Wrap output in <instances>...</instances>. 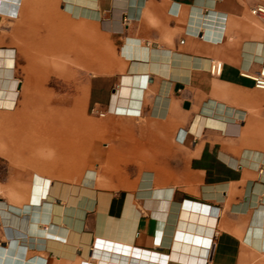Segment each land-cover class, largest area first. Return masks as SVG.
Segmentation results:
<instances>
[{"label":"crops","instance_id":"obj_1","mask_svg":"<svg viewBox=\"0 0 264 264\" xmlns=\"http://www.w3.org/2000/svg\"><path fill=\"white\" fill-rule=\"evenodd\" d=\"M258 5L22 0L15 16L0 6L17 77L52 49L79 73L87 110H109L65 145L86 154L77 175L71 160L57 172L54 153L40 156L56 150L25 128L29 113L0 109V264H264V90L244 75L264 64ZM19 80V102L32 103ZM40 169L51 179L42 214L27 205Z\"/></svg>","mask_w":264,"mask_h":264},{"label":"bare ground","instance_id":"obj_2","mask_svg":"<svg viewBox=\"0 0 264 264\" xmlns=\"http://www.w3.org/2000/svg\"><path fill=\"white\" fill-rule=\"evenodd\" d=\"M21 2L22 0H0V6L1 8H5V9L7 7L8 14L15 16L17 15L16 13L17 7H19V3ZM7 50H8L7 52H4L0 49V109L15 110L16 107L22 103V102H19V91L21 88V80H19V78L16 76V73H15V66H14L15 65V55L13 54L11 48ZM35 72H38V70L25 72L26 76H25L24 84L26 87H24V91H23V94H21V97L28 96L30 100H34L30 104H24V107L25 108L32 107L38 119L46 120L47 124L42 123V122L38 123L37 121L35 122L36 124L29 123L28 126H26L25 128H28V130L30 131L33 130L37 132L39 135H52L53 139L47 140L48 142L47 141H43V142L44 144H49L53 146V148L56 150L55 152L59 153V155H57L59 157L57 158L56 156L54 158V161H55L54 164H55L57 172H59L58 166L64 165V163H66L65 160H71L73 163V167L69 169L71 170L70 172H74V174L79 175V172H80L79 166L81 165L80 163L83 162V159L85 160L84 156L86 154L84 155L83 152H80L77 149V150L72 151L71 155H69L68 151H65L64 148H65V145L67 146L69 143L72 144V147H74V149L76 146L75 141H70V138L67 137L66 135V133L69 132L68 125H71L73 122L78 120L79 125L76 130L81 131L82 128L86 126L85 125L86 120L80 117L78 118V115H76V113H74L73 111H71L70 115H67V112L65 111L62 112L61 110L60 111L55 110L59 106V104L61 105L64 102V100L62 99L58 100L56 98H53V96L50 94H45V92H41L38 87V81H40L41 79L43 82H45L46 81L44 80L45 76L37 77ZM123 76H124L123 77L124 85L122 86L121 93L122 95L125 96L126 87H127L126 85L127 83L129 84L131 80L126 75H123ZM48 90H49V87L47 86V91ZM34 96H37V98H34ZM116 101L115 102L113 101L114 103L112 104L115 105ZM52 105L55 109H53ZM58 112H61V113H58ZM57 114H59L58 118H57ZM56 119H59L58 123L56 121L54 122V120ZM65 169H64V172L62 171L63 172L61 174L62 177L67 176V173H69V171ZM86 175L87 174L84 175L83 179L85 177L87 178ZM52 185L54 184L52 183ZM50 186H51L50 177L46 176L42 169L36 170L34 173H32L31 184H30L29 193H28V203H29V207L32 208V206H34L33 207L34 209H38L40 214L45 212V209L48 207L49 203L47 202L46 198L48 197L49 189L51 188ZM47 229L48 227L46 226V230ZM46 234L48 235V233ZM94 252H95V248H94Z\"/></svg>","mask_w":264,"mask_h":264},{"label":"rangeland","instance_id":"obj_3","mask_svg":"<svg viewBox=\"0 0 264 264\" xmlns=\"http://www.w3.org/2000/svg\"><path fill=\"white\" fill-rule=\"evenodd\" d=\"M31 52L35 53V50H31ZM53 52H55V51L52 49L49 50L48 55L40 56L39 58L41 60L36 62V63L40 64L41 66L39 68L40 70H38V72H35V74L37 75V77L38 76L39 77L45 76L44 80H46L45 82H43L41 79H40V81H38V87H39L40 91L45 92V94H50L53 97L55 96V98L58 100L62 99L65 96H67V97L70 96V98H71L70 103L69 102H67V103L63 102L61 105L59 104V106L56 109L52 105L53 109L59 110V111L61 110L62 112L65 111V112H67V115H70L71 111H73L74 113H76V115H78V118L79 117L83 118V119L87 118V119H89V123H90V119H92V116L96 117V116H98V114L95 112H92V108L91 109L89 108L87 110L86 105L82 102V99L79 97L78 91L75 89V86L78 85V83H79V73L74 72V71H64L65 65H64L63 57L55 55V53H53ZM94 59H95L94 56L89 57V60H94ZM72 66L74 67V64H72ZM48 69H50V70H48ZM17 75L19 78H21L23 76V80L25 82V76H26L25 72H19V73H17ZM23 86L26 87L25 84ZM47 86L49 87L48 91H47ZM70 87H72V88L70 89ZM70 90H71V93H70ZM21 109H23V110H21ZM95 110H97V109H95ZM15 111L16 112L22 111L24 113H29L30 119H21V122H23L25 126H28L29 123L36 124L35 122H37V121H38V123L42 122V123L47 124L46 120L38 119V117L34 113L35 111L33 110L32 107H29V108L26 107L25 108L23 103L18 105L16 107ZM6 113H7V115L11 116L14 114V111H7ZM58 113H61V112H58ZM58 115L59 114H57V118L59 117ZM55 121L58 123L59 119L54 120V122ZM78 125H79L78 120L73 122L71 125H68L69 130H71V133L73 132L70 139H71V141H75L76 144L79 143L78 140L81 141V138L78 136L79 131L76 130ZM91 126L89 125V128H92ZM67 133H69V132H67ZM67 137H69V136H67ZM29 138L34 139L35 142H37V140H38L36 138V136L35 137H29ZM51 139H53L52 135H48V136L40 135L39 142L42 145V144H44L43 141H47V140H51ZM53 153H54L55 157L57 155H59L58 152H47V151H45L44 153L41 152L39 154H40V156L41 155L42 156L43 155L50 156ZM58 157L59 156H57V158ZM86 170L87 169H84L82 171V174H84V172ZM88 170L89 171L87 172V178L85 177L83 179L84 184H91L90 183V177L88 175H90L89 174L90 171H94V170H92V169H88ZM56 177L57 178L60 177V174L57 173ZM27 205L29 206L28 197H27Z\"/></svg>","mask_w":264,"mask_h":264},{"label":"built area","instance_id":"obj_4","mask_svg":"<svg viewBox=\"0 0 264 264\" xmlns=\"http://www.w3.org/2000/svg\"><path fill=\"white\" fill-rule=\"evenodd\" d=\"M251 12H252V14L264 15V6L258 5L254 9H252ZM209 71L212 75H220L221 71H222V63L220 61H213L210 64ZM244 75L249 76L253 80L254 86L257 89L264 90V64L262 66L261 71L259 73H257L256 75H252V76L247 75V74H244ZM108 111L109 110H106L105 112H100L98 110L92 109V112L97 113L98 116H101V117L104 116V114L107 113ZM117 111H118V109H115L113 112H117ZM209 246H210V241H209ZM207 257H208V253H207Z\"/></svg>","mask_w":264,"mask_h":264}]
</instances>
